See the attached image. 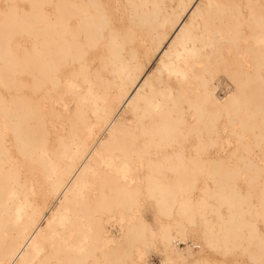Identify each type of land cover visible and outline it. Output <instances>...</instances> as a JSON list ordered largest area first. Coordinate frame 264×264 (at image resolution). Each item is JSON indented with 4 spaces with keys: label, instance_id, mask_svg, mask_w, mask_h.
Here are the masks:
<instances>
[{
    "label": "bare ground",
    "instance_id": "bare-ground-1",
    "mask_svg": "<svg viewBox=\"0 0 264 264\" xmlns=\"http://www.w3.org/2000/svg\"><path fill=\"white\" fill-rule=\"evenodd\" d=\"M236 4L255 5L243 39ZM260 4L0 0V264L246 244L264 184Z\"/></svg>",
    "mask_w": 264,
    "mask_h": 264
},
{
    "label": "snow or ice",
    "instance_id": "snow-or-ice-1",
    "mask_svg": "<svg viewBox=\"0 0 264 264\" xmlns=\"http://www.w3.org/2000/svg\"><path fill=\"white\" fill-rule=\"evenodd\" d=\"M26 9L37 7V5L25 6ZM97 7L104 8V5H97ZM237 9V23L235 25L237 34L243 39L244 37V27H245V17L251 18L255 15V5L247 4L233 5ZM10 12H15L19 14L21 12L20 6L17 4H9L5 6L4 15L8 16ZM104 24L107 30H109L113 38H117L123 31V21L118 15H104ZM260 24L262 32H264V0H261L260 4ZM262 148H264V143H262ZM262 180H264V173H262ZM261 203H260V221L256 224L251 225V232L245 239L247 243L245 244L243 240H237L235 243H223L217 244L212 243L209 245L212 255L205 256L203 253H196L193 248H187L183 252L175 249L173 244V250L171 255L178 256V259H168L165 258L160 262V264H264V184L261 186ZM144 230L150 231V226L147 224L143 225ZM155 236V233H153ZM259 239V255L254 252L253 245L255 239ZM187 242V241H186ZM194 247V246H193ZM146 249L144 253H141L140 259H129L119 262L102 261L100 264H147L144 259L147 252ZM214 257V258H213ZM242 257V258H241ZM71 264H81V262L73 261Z\"/></svg>",
    "mask_w": 264,
    "mask_h": 264
},
{
    "label": "rangeland",
    "instance_id": "rangeland-1",
    "mask_svg": "<svg viewBox=\"0 0 264 264\" xmlns=\"http://www.w3.org/2000/svg\"><path fill=\"white\" fill-rule=\"evenodd\" d=\"M220 74H219V77H218V80L220 82L219 83L220 87L218 89V94L223 95V93H224V91L226 89V85L229 84V80L227 79V77L225 76L224 73H220ZM220 76H222V77H220ZM143 209H144L143 210V213L147 217H149V219L153 220V212H154L153 205L150 204V203H148L145 206V208H143ZM110 222L108 223V228L111 231V233L114 234V235H119L120 234V232H119L120 231V228H119V225H118V219L112 218ZM111 226H112V228H111ZM180 246L183 247V246H185V244L184 243H181ZM195 249H198V247L195 248ZM148 258H149V261L151 262V264H160V262H161L160 254H159L158 250L156 249V247H154V246H152L150 248L149 257Z\"/></svg>",
    "mask_w": 264,
    "mask_h": 264
}]
</instances>
